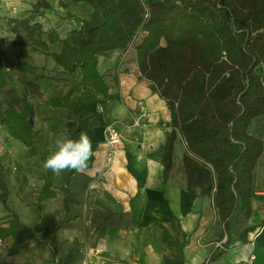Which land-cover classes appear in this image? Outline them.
Instances as JSON below:
<instances>
[{"label":"trees","instance_id":"1","mask_svg":"<svg viewBox=\"0 0 264 264\" xmlns=\"http://www.w3.org/2000/svg\"><path fill=\"white\" fill-rule=\"evenodd\" d=\"M69 2L85 4L90 13L68 41L45 31L36 20L42 8L50 7L45 0H37L11 27L22 35V44L30 51L50 57L70 77L66 92L50 99L52 108L64 111L61 124L66 138L88 135V120L72 110L75 102L93 100L100 93L104 107L108 87L97 68L98 56L133 48L140 77L151 83V89L170 108V132L160 151L164 181L173 168L176 141L181 139L187 191L210 197L226 230L240 217L246 218L251 210L254 170L264 148L261 134L249 131L254 121L264 117V0ZM139 33L144 34L135 43ZM56 43L59 49L51 50ZM26 74L34 78L26 80ZM14 75L23 87L20 95L11 87ZM39 77L32 55L20 52L10 63L0 47V126L31 155L38 151L34 125L29 123L34 108L27 95H40ZM92 145L94 152L95 140ZM75 173L69 170L60 187L65 217L54 220L41 212L42 200L55 196L48 176L34 204L36 221L29 228L8 206L9 190L0 165V202L7 212V225L0 224V240L11 237L21 244L38 233L40 241L56 254V232L74 218L69 182ZM167 243L176 248V255L165 257L164 264H183L184 242L167 237Z\"/></svg>","mask_w":264,"mask_h":264},{"label":"crops","instance_id":"2","mask_svg":"<svg viewBox=\"0 0 264 264\" xmlns=\"http://www.w3.org/2000/svg\"><path fill=\"white\" fill-rule=\"evenodd\" d=\"M45 1L51 7L57 3ZM4 13L0 8V16ZM42 16L41 12L36 20L45 31L53 32L43 25ZM76 29L58 35L68 41ZM14 50L9 58L10 48L2 49L10 63L20 53ZM25 53L34 61V51ZM97 68L108 87L104 107L100 105L104 97L97 93L93 100L75 102L72 109L88 120V135L97 143L91 166L70 178L74 218L57 230L56 254L40 241L38 233L21 244L9 237L0 240V263L164 264L165 257L176 255V248L167 243L170 237L184 242L183 264H236L248 259L251 264H264V148L254 170L250 213L226 230L211 198L186 189L181 139L176 141L173 168L164 181L160 151L170 132V108L151 89V83L140 77L135 50L100 55ZM141 107L145 114L135 125ZM109 123L116 124L121 132V143L114 149L108 146L104 134ZM27 151L0 126V165L9 190L8 206L32 228L36 221L34 204L41 188L26 185L34 170L17 169ZM40 156L44 162L46 157ZM68 171L59 174L60 187ZM44 175L42 184L50 176L55 196L42 200L41 212L54 220L63 219V193L53 180L58 175L50 170ZM196 196L201 205L193 211ZM6 214L0 202L3 226L7 225ZM243 229L247 230L241 234Z\"/></svg>","mask_w":264,"mask_h":264},{"label":"rangeland","instance_id":"3","mask_svg":"<svg viewBox=\"0 0 264 264\" xmlns=\"http://www.w3.org/2000/svg\"><path fill=\"white\" fill-rule=\"evenodd\" d=\"M34 0H0V8L4 9V15L0 16V47L1 49L10 48L9 58L12 57L11 50L15 52L30 51L29 47L22 44V35L11 31V27L16 25L20 17L26 16L31 9ZM57 3L53 7L42 8L43 25L49 30L61 34H69L76 29L80 20L87 18L90 13V8L82 3H70L69 0H55ZM65 3L63 6L60 2ZM139 33L136 42L140 41L141 35ZM60 43L51 45L50 49L56 51L59 49ZM133 49V48H132ZM34 67L35 74L41 77L36 78L39 85L40 95L32 93L27 95V99L32 103L34 108V115L32 116V123L35 130V147L38 151L37 155H31L29 151L21 156L18 168L23 167L30 171H35L34 176L26 183L27 186H33L40 189L42 181L45 179L43 160L40 155L46 158L51 151L55 150V142L57 139L66 138L61 119L64 111L50 106V99L55 96L62 95L70 86V77L65 75L57 68L50 57H46L40 52L34 51ZM26 80L34 78L32 74H26ZM49 77H56L60 80L56 81ZM11 87L15 89V94L20 95L23 91L22 84L17 80L16 75L13 76ZM13 102L19 107L20 103L14 97H11ZM250 133L254 135L261 134L264 141V117L258 121H254L250 127ZM23 165V166H22ZM63 173V172H61ZM60 173V174H61ZM54 178V177H53ZM55 187L59 189L62 183L58 178L53 179ZM241 222L239 221V224Z\"/></svg>","mask_w":264,"mask_h":264},{"label":"clouds","instance_id":"4","mask_svg":"<svg viewBox=\"0 0 264 264\" xmlns=\"http://www.w3.org/2000/svg\"><path fill=\"white\" fill-rule=\"evenodd\" d=\"M93 155L92 140L86 133H81L76 140L60 138L56 140L55 150L46 158L43 167L57 175L66 170L83 172Z\"/></svg>","mask_w":264,"mask_h":264},{"label":"built area","instance_id":"5","mask_svg":"<svg viewBox=\"0 0 264 264\" xmlns=\"http://www.w3.org/2000/svg\"><path fill=\"white\" fill-rule=\"evenodd\" d=\"M144 114H145V110L143 107H141V114L134 119L133 123L135 125L139 124V121L141 117L144 116ZM104 134H105L106 142L111 149H114L117 145L121 143V132L116 124L114 123L106 124L104 127ZM236 264H251V259L238 262Z\"/></svg>","mask_w":264,"mask_h":264},{"label":"water","instance_id":"6","mask_svg":"<svg viewBox=\"0 0 264 264\" xmlns=\"http://www.w3.org/2000/svg\"><path fill=\"white\" fill-rule=\"evenodd\" d=\"M29 123H32V118L29 119ZM200 205H201V204H200V201H199V197L196 196V197L194 198V202H193V211H197V210H199Z\"/></svg>","mask_w":264,"mask_h":264}]
</instances>
